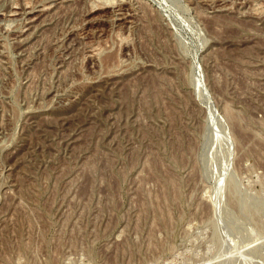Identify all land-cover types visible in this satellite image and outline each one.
Listing matches in <instances>:
<instances>
[{"label": "rangeland", "instance_id": "obj_1", "mask_svg": "<svg viewBox=\"0 0 264 264\" xmlns=\"http://www.w3.org/2000/svg\"><path fill=\"white\" fill-rule=\"evenodd\" d=\"M0 264H264V0H0Z\"/></svg>", "mask_w": 264, "mask_h": 264}, {"label": "bare ground", "instance_id": "obj_2", "mask_svg": "<svg viewBox=\"0 0 264 264\" xmlns=\"http://www.w3.org/2000/svg\"><path fill=\"white\" fill-rule=\"evenodd\" d=\"M44 11V10H43ZM38 14V13H37ZM29 15H30V12H29ZM32 15V14H31ZM125 18V17H124ZM119 19V18H118ZM33 20H32V18H31V22H32Z\"/></svg>", "mask_w": 264, "mask_h": 264}]
</instances>
